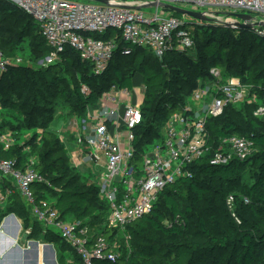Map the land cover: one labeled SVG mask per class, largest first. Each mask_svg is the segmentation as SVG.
<instances>
[{
  "label": "trees",
  "instance_id": "obj_1",
  "mask_svg": "<svg viewBox=\"0 0 264 264\" xmlns=\"http://www.w3.org/2000/svg\"><path fill=\"white\" fill-rule=\"evenodd\" d=\"M171 16L183 20L180 15ZM188 25L195 42L192 52L168 53L159 59L147 49L131 47V54L124 55L129 45L118 37V49L102 75H95L92 64L71 48L47 68L35 71L19 66L0 75V112H12L19 124L11 128L13 132L20 128L42 131L41 145L33 151L35 170L59 188L54 192L46 183L33 186L38 190L37 203L55 199L52 205L63 219L81 222L110 240L118 232H110L106 226L109 205L99 198L95 186L81 183L82 173L72 165L65 143L51 130L60 109L84 118L89 108L99 107L102 96L113 87L130 92L143 74V123L135 140L140 160L155 142L149 139L159 138L167 113L189 104L199 83L211 79L212 69H219L225 78L240 79L257 94L256 103L229 105L221 117L208 122L214 142L224 137H247L255 142L253 155L220 167L211 166L209 158L195 163L191 178L167 187L153 211L128 227L130 252L122 241L119 262L97 264H264V119L254 116L262 105L260 100L264 102V39L250 29L199 22ZM90 36L109 40L116 33ZM27 39L38 58L45 60L50 55L36 21L7 0H0V50L6 57L17 58ZM82 87L89 90L88 95ZM6 128L0 124V134H5ZM28 153L20 145L4 151L0 144V159L16 161L21 169L30 160ZM2 188L11 190V185L4 183ZM43 189L47 194L41 193ZM6 208L0 209V225L14 214L23 221L24 232L31 229L29 239L57 248L58 264L75 260L57 234L33 219L18 192ZM193 231L201 239H194Z\"/></svg>",
  "mask_w": 264,
  "mask_h": 264
},
{
  "label": "built area",
  "instance_id": "obj_2",
  "mask_svg": "<svg viewBox=\"0 0 264 264\" xmlns=\"http://www.w3.org/2000/svg\"><path fill=\"white\" fill-rule=\"evenodd\" d=\"M7 1L39 25L51 50L44 62L57 61L71 48L92 64L95 75H102L108 69L118 49V37L129 45L124 55L131 54V47L147 49L159 59L168 53L194 50L195 42L188 23L159 13L147 18L142 10L150 8L151 3L207 8L203 14L209 18L214 10L226 11L232 20L227 24L243 23L230 14L244 12L253 17L250 30L264 39V0H107V5L68 0ZM110 31L116 36L109 40L90 36ZM21 64L22 59L6 57L0 50V75ZM210 76L208 82L199 83L189 104L166 120L163 134L146 148L140 160L135 140L136 131L143 123L142 101L140 105L127 104L123 109L120 104L110 107L118 92L113 87L112 92L102 96L98 109L89 113L87 121L83 122L82 132L76 138L81 157L76 168L90 169V185L98 189L99 198L109 205L106 226L110 232H118L114 239L99 235L81 222L63 219L48 201L37 203L33 186L47 184L45 177L35 170L37 159H30L24 169L18 167L16 161L0 159V209H5L10 197L18 192L33 219L47 231L57 234L72 250L75 260L70 259V264H76L75 261L80 264L119 262L123 258L120 242L124 241L130 252L128 227L153 211L159 195L167 187L191 178L195 163L209 158L211 166L220 167L235 159L245 161L255 151V142L247 137L212 140L208 130L210 119L221 117L229 105L253 104L259 99L253 87L244 85L238 78H225L219 69H212ZM82 92L89 94L86 87H82ZM254 116L264 119V105L258 107ZM0 144L4 151L15 145L7 134H0ZM4 183L10 184L11 190H3ZM232 201L230 198L229 204ZM25 233L31 235V229Z\"/></svg>",
  "mask_w": 264,
  "mask_h": 264
},
{
  "label": "crops",
  "instance_id": "obj_3",
  "mask_svg": "<svg viewBox=\"0 0 264 264\" xmlns=\"http://www.w3.org/2000/svg\"><path fill=\"white\" fill-rule=\"evenodd\" d=\"M118 92L116 94L121 96V91L118 90ZM137 99L134 98V104H137ZM118 104L122 109L125 106L121 100L119 102L115 100L109 106L115 107ZM93 110V108H89L88 115ZM87 118L71 116L68 110L60 109L51 127V130L53 129L52 131L58 134L62 142L65 143L75 168L81 162L76 138L81 134L83 122L87 121ZM78 169L81 173L86 171L85 166H80ZM25 234L23 221L14 214L3 220L0 225V264H53V256L58 264L57 249L54 250L51 245L29 238L22 245L21 242ZM10 240L15 242L13 246L10 244Z\"/></svg>",
  "mask_w": 264,
  "mask_h": 264
},
{
  "label": "rangeland",
  "instance_id": "obj_4",
  "mask_svg": "<svg viewBox=\"0 0 264 264\" xmlns=\"http://www.w3.org/2000/svg\"><path fill=\"white\" fill-rule=\"evenodd\" d=\"M68 1L73 2V3H80V4L89 3V1H86V0H68ZM175 6L184 8V9L189 10V11H195L198 13H204V12L208 11L207 8L194 9L192 6L186 5V4H176ZM142 12L145 14V16L147 18L154 17L156 15V13H159V15H161V16L163 15L165 17L171 15V12H169L168 10L161 8V7H151V8L143 9ZM227 13L228 12H226V11L214 10L212 17H210V18L208 17V18L212 20L211 24H213V25H225L227 23H231V21H232L230 18H228ZM243 13L244 12H242V14ZM183 20L188 24H195L198 22V21H196L192 18H189V17H183ZM199 24H204V23L199 22ZM21 48H22V52L18 54V58L22 59L21 66H23L27 69L30 68V69H33L36 71V70H39L40 68H47L49 65L50 66L53 65V63L55 62V61H53L52 63L48 64L47 62H44L45 60H43L42 58H38L39 53H35L32 50V48L30 47V43H29L28 39L26 41H24V43H22ZM250 62H252V59L250 60ZM139 76L142 79L141 80L136 79L135 84L133 86V89H132V91H130L129 95L125 94L127 91L121 90V96L118 95V93H119L118 92L117 94L114 95V99L118 102L121 100L125 105H127V104L135 105L136 103L134 104L133 100H134V98H136V99L138 98L137 103H138V105H140L141 101H142V96H143V93H142V84L143 83L142 82H143L144 75L140 74ZM110 92H112V90ZM134 94H136V95L134 96ZM263 103L264 102H262V100H260V104L264 105ZM95 109H98V108H95ZM176 113H177V111L168 112L166 115L167 119L172 118L173 115ZM0 124H2L4 126H8V128H6L7 130H5L4 133L7 135H11L15 145H20L21 147H23L27 151H29V153L26 154L28 156V159H37L35 157V154L33 153V151H35V148L37 149L41 145V133H42L41 130L30 131V130H26L24 128H20L17 132L11 131V128L18 127L19 124L15 120V118L12 116V112H10L9 110H3L0 112ZM163 132H164V130L162 129L160 131V134H163ZM37 134L39 135V137L35 138V135H37ZM34 138H35V140H34ZM149 140H151V141L155 140L156 141L155 137L150 138ZM139 165L142 168L143 162L140 161ZM92 171H93V173H96V169L92 168ZM89 175H90V169L86 168V171L82 172V176H83L82 179L83 180L81 179V183L86 182L90 185V182L92 181V179L89 177ZM47 184L49 185V187L53 188L54 192H57V189H59L56 186H54V187L51 186L49 184L48 180H47ZM33 191H34V193H36L38 190L33 188ZM54 192H52V193H54ZM41 193L47 194V191L45 189H43L41 191ZM48 201L50 203H55V199H53L51 197L48 198ZM232 205L233 204H231V206ZM192 237L194 239H201V235L197 231H193ZM121 244H122V242H120V245ZM53 249L55 250L54 246H53ZM122 254H123V249H122Z\"/></svg>",
  "mask_w": 264,
  "mask_h": 264
},
{
  "label": "water",
  "instance_id": "obj_5",
  "mask_svg": "<svg viewBox=\"0 0 264 264\" xmlns=\"http://www.w3.org/2000/svg\"><path fill=\"white\" fill-rule=\"evenodd\" d=\"M89 2H94V3H99V4H105L107 5V0H86ZM151 7H161L164 8L166 10H168L169 12H171L172 14H177L180 15L182 17H189L192 18L198 22H202V23H211L212 20L209 19L208 17H206L203 13H198L195 11H189L186 10L184 8L175 6V5H171V4H165V3H161L159 5L155 4V3H151L150 8ZM231 17H234L240 21H242L243 23H235V24H225L224 27L229 28V29H235V30H245V29H251L252 26L250 25V22L253 20V17L250 15H246V14H241V13H234V14H230ZM264 26V25H263ZM28 239V235L25 234L21 244L24 245L25 241ZM10 244L13 246L15 244L14 241L10 240ZM53 264H57L56 260H55V256H53Z\"/></svg>",
  "mask_w": 264,
  "mask_h": 264
}]
</instances>
